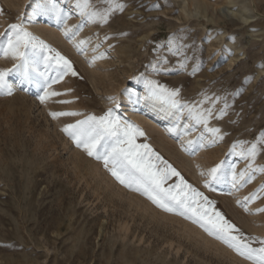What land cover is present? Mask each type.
Masks as SVG:
<instances>
[{"label": "rangeland", "instance_id": "rangeland-1", "mask_svg": "<svg viewBox=\"0 0 264 264\" xmlns=\"http://www.w3.org/2000/svg\"><path fill=\"white\" fill-rule=\"evenodd\" d=\"M77 3L0 0V71L12 88L0 93V264H252L191 213L120 183L63 129L111 110L120 128L143 132L135 144L156 168L176 169L234 235L264 247V0H89L84 14ZM227 5L235 16L221 14ZM13 24L46 46L21 48L26 64L4 54ZM152 84L188 108L155 101ZM45 89L60 95L41 102ZM189 108L213 115L205 126ZM179 183L169 174L163 187Z\"/></svg>", "mask_w": 264, "mask_h": 264}, {"label": "snow or ice", "instance_id": "snow-or-ice-1", "mask_svg": "<svg viewBox=\"0 0 264 264\" xmlns=\"http://www.w3.org/2000/svg\"><path fill=\"white\" fill-rule=\"evenodd\" d=\"M117 6L121 7L119 5ZM77 7L84 14L90 7L89 0H82V2L78 0ZM97 16H100L101 19L105 18L97 12L90 13V18L94 19ZM10 27L12 29V35L8 36L5 55L10 53L13 58H21L26 64L25 57L27 53L21 51V48L26 49L29 45L36 47L37 43L40 47H46L43 45V42H36V38L32 37L27 31H24L20 25L13 24ZM65 34L67 35V33ZM80 43L83 44L84 42L81 41ZM56 59L58 63H63L66 72L72 71L70 62L60 56L59 53L56 54ZM72 74L75 75L76 73L72 71ZM6 75L7 72L0 71V93L6 92V94L10 95L12 88L5 80ZM40 75L44 76V73H40ZM57 95L60 94L45 89L44 95L40 96V100L44 102L49 97ZM177 95L178 93L176 91H169L163 86L157 88L156 85L152 84L150 97H156L157 99L166 98L172 108H188V105L181 106L178 103L175 99ZM208 99L206 97L201 103L208 102ZM61 103H68V101H61ZM51 115L55 118L57 116H75L79 115V113L56 112L51 113ZM189 115L196 123H202L206 126L213 113L211 108L203 110L189 108ZM111 117V110L101 117L88 116L84 120H78L75 124H68L63 131L75 140L78 147H83L89 156H95L96 159L103 160L105 167L109 168L111 174L120 183L126 184L128 187L135 185V190H143L149 199L165 211L179 210V214L181 215L191 213V216H188V218L193 219L195 223H199L210 235L220 239L240 255L251 260L252 264H264V247L252 248L243 241L239 234L234 235V232H238L235 225L226 220L220 212L205 207V204L210 205L211 202L207 200V197H203L202 193L192 189L176 169L170 165H166V168L161 170L151 163L149 157L155 154L152 153L149 146L146 144H135V136H142L143 132L131 125L120 128L119 122ZM209 130L219 132V129ZM169 131H172V129H169ZM121 134L124 137L123 139L121 138ZM141 149L145 151H140ZM251 155H255V145L252 146ZM156 159L159 160L160 157L157 156ZM162 163L166 164L163 161ZM218 167L211 169L209 175L212 178L216 177ZM169 174L180 179V183L174 186L180 190L177 193H174L171 187L167 189L163 187V181ZM241 176H243V173H241ZM233 181H236L235 176H233ZM206 186H208L207 182ZM200 198H203V204L200 203ZM259 211H264V209H260ZM261 243H264V241Z\"/></svg>", "mask_w": 264, "mask_h": 264}, {"label": "bare ground", "instance_id": "bare-ground-1", "mask_svg": "<svg viewBox=\"0 0 264 264\" xmlns=\"http://www.w3.org/2000/svg\"><path fill=\"white\" fill-rule=\"evenodd\" d=\"M253 2V1H252ZM220 9V12H221V14H223V15H229V16H235V10L234 9H232L231 7H229L228 5L227 6H223V7H221V8H219ZM241 10V9H240ZM32 11V10H31ZM246 13V12H245ZM30 14V13H29ZM247 16V20H250L251 19V17H249L248 15H246ZM248 18H250V19H248ZM53 35H55V33L53 34ZM52 37V36H51ZM132 90V89H131ZM151 91H152V87H150V89H149V93H151ZM126 101H127V103L126 104H130L131 105V103H134L135 101H136V97L135 96H129V97H127V98H124ZM153 99L156 101V100H162V101H164V102H166V103H168L167 102V99L166 98H159V99H157L156 97H153ZM156 109V108H155ZM133 112V111H132ZM131 112V113H132ZM158 113V112H157Z\"/></svg>", "mask_w": 264, "mask_h": 264}]
</instances>
